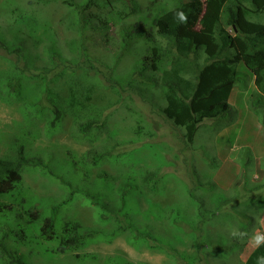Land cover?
<instances>
[{"label": "rangeland", "instance_id": "rangeland-1", "mask_svg": "<svg viewBox=\"0 0 264 264\" xmlns=\"http://www.w3.org/2000/svg\"><path fill=\"white\" fill-rule=\"evenodd\" d=\"M182 1L0 0V79L17 72L27 94L37 97L48 90L61 102L72 86L99 120H105L101 133L90 132L83 139L64 110L58 127L34 118L29 132L20 137L24 117L19 98L0 99V157L13 158L23 142L26 154L42 159L48 171L24 168L18 189L0 196V206L15 205L21 196L42 214L54 212L58 222L74 219L102 231L86 247L65 252L39 236L37 243L28 239L17 246L28 262L107 264L114 257L131 264H243L264 239V125L248 103L255 91L249 70L238 66L247 82L237 83L231 92L232 113L219 122L204 120L191 145L184 140L183 127L164 120L166 102L158 79L152 83L157 74L147 69L142 88L135 86L133 69L154 41L165 42L152 18ZM133 5L134 13L127 14ZM249 18L258 17L251 13ZM259 19L264 22V14ZM124 31L129 33L126 39ZM21 38L32 54L40 52L41 60L28 68L12 49ZM49 53L60 60H49ZM196 58L202 61L204 55ZM61 60L67 62L65 68ZM226 119L231 120L225 126ZM87 151L104 154L101 164L83 165ZM147 170L165 171L154 191L145 192L139 184ZM125 183L138 187L122 199L118 190ZM98 186L99 200L109 214L105 218L98 219L101 209L83 196L62 204L68 189L93 193ZM116 216L125 218L133 230L112 238ZM21 225L31 230L27 238L36 236L33 225L23 220ZM8 230L9 224L0 220V234Z\"/></svg>", "mask_w": 264, "mask_h": 264}, {"label": "trees", "instance_id": "trees-1", "mask_svg": "<svg viewBox=\"0 0 264 264\" xmlns=\"http://www.w3.org/2000/svg\"><path fill=\"white\" fill-rule=\"evenodd\" d=\"M129 9L131 11L127 14L132 15L135 6ZM251 13L257 14L258 18L250 19ZM181 14L186 19H182ZM262 14L264 0H184L152 18V24L157 33L165 38V42L162 45L154 41L148 49V55H144L142 62L133 69L137 83L135 86L142 88L141 85L146 80L144 72L147 69L157 74L152 83L158 79V86L166 102L162 108L164 120L184 128L183 137L186 143L191 145L194 142L195 134L204 120L219 122L229 112L232 113L229 102L231 92L237 83L247 82V74L239 69V65L249 70L253 77L255 91L249 95L248 103L261 117L264 125V22L259 19ZM25 18L24 15L23 19ZM128 35L129 33L124 31L125 39ZM202 37L206 38L204 43L200 41ZM127 46L126 40H123L122 47ZM12 47L13 51H16L15 54L25 60L26 68L28 65L33 66L35 59L41 60L40 52L35 51L32 54L27 50V40L21 38V42ZM200 54L204 55L202 61L196 60V56ZM51 56L55 57L54 60L59 59V55L56 56L55 53H49L47 58L51 60ZM61 61L65 68L67 62ZM83 62L90 63L89 59H84ZM63 74L64 70L61 75ZM153 77L154 75H151L148 80ZM129 80L134 81L132 77ZM0 82L1 100H20V110L24 117V122L18 126L21 129L20 137L29 132L34 118L45 121L50 128L58 127L64 110L74 118V128L79 138L88 139L90 132L96 136L104 129L105 120H99V114L91 109L93 106L84 104L72 86L69 88L68 97L61 102L58 96L48 90H43L37 97L27 94L17 72L8 73ZM223 122L225 126L229 124L227 119ZM104 157L102 153L87 151L81 161L83 165L95 167L101 164L99 161ZM28 167L48 173L42 159L26 154L23 142L17 145L13 158L0 157V196L11 194L18 189L21 171ZM162 172L165 171L157 173L147 170L139 183L141 188L145 192L154 191L157 188V178ZM108 186L112 194V184ZM137 187V183H125L120 185L118 194L123 199L130 188ZM92 192L81 193L78 189H68L69 194L62 204L83 196L87 203L101 209L98 219H103L109 214H105L104 205L99 200L101 188L98 186ZM16 203L8 205L7 208L0 206V220L8 223L12 229L0 234V264H32L17 248L18 245L26 244L28 239L37 243L39 236L53 241L58 251L65 252L86 247L93 240H97L102 232L92 226H83L74 219L58 222L54 212L42 214L37 208L28 206L21 196ZM174 210L175 217H179V211L176 209H171V212ZM204 212L213 214L208 208H204ZM244 216L241 213V217ZM116 219L117 224L111 231L112 238L127 229L133 230L125 218L116 216ZM21 220L33 225L36 236L26 237L31 234V230L23 227ZM38 220H41V223H36ZM215 248L219 249V246L215 245ZM113 258H110V263L107 260V264H131L126 259ZM243 264H264V239L247 255Z\"/></svg>", "mask_w": 264, "mask_h": 264}, {"label": "clouds", "instance_id": "clouds-1", "mask_svg": "<svg viewBox=\"0 0 264 264\" xmlns=\"http://www.w3.org/2000/svg\"><path fill=\"white\" fill-rule=\"evenodd\" d=\"M181 18H182V19H186V17H183L182 14H181ZM255 239L257 240V242H259L262 238L258 236V237H255Z\"/></svg>", "mask_w": 264, "mask_h": 264}]
</instances>
